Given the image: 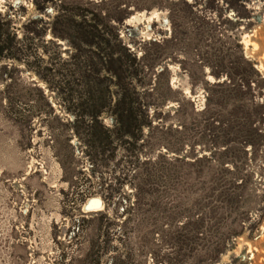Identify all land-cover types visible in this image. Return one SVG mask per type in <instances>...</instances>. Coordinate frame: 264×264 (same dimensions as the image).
<instances>
[{
    "label": "rangeland",
    "instance_id": "374dc122",
    "mask_svg": "<svg viewBox=\"0 0 264 264\" xmlns=\"http://www.w3.org/2000/svg\"><path fill=\"white\" fill-rule=\"evenodd\" d=\"M130 1L121 37L161 54L136 177L118 183L123 150L91 163L45 84L0 64V264H264V0Z\"/></svg>",
    "mask_w": 264,
    "mask_h": 264
},
{
    "label": "trees",
    "instance_id": "16d2710c",
    "mask_svg": "<svg viewBox=\"0 0 264 264\" xmlns=\"http://www.w3.org/2000/svg\"><path fill=\"white\" fill-rule=\"evenodd\" d=\"M31 1L42 16L26 19L19 27L13 14L0 13L2 69L22 66L45 84L73 117L71 131L94 159L91 163L104 165L110 148L114 153L123 150L126 172L118 183L136 177L139 161L132 148L143 129L151 127L150 108L157 109L162 101L155 74L160 46L145 43L138 55L121 37L130 0ZM147 46L155 50L149 53ZM37 91L44 99L43 91ZM104 116L111 127L103 124Z\"/></svg>",
    "mask_w": 264,
    "mask_h": 264
},
{
    "label": "bare ground",
    "instance_id": "6f19581e",
    "mask_svg": "<svg viewBox=\"0 0 264 264\" xmlns=\"http://www.w3.org/2000/svg\"><path fill=\"white\" fill-rule=\"evenodd\" d=\"M244 42V44L247 46L249 43H248V41L247 40H244L243 41ZM102 208H103V205H102V203L99 201V200H97V199H90L89 201H88V203H86L84 206H83V210L85 211H89V212H98V211H100V210H102ZM87 213V212H86Z\"/></svg>",
    "mask_w": 264,
    "mask_h": 264
}]
</instances>
